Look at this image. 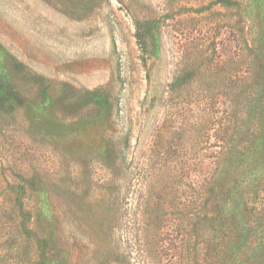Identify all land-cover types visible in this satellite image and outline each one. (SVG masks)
<instances>
[{
    "label": "rangeland",
    "instance_id": "374dc122",
    "mask_svg": "<svg viewBox=\"0 0 264 264\" xmlns=\"http://www.w3.org/2000/svg\"><path fill=\"white\" fill-rule=\"evenodd\" d=\"M0 264H264V0H0Z\"/></svg>",
    "mask_w": 264,
    "mask_h": 264
}]
</instances>
